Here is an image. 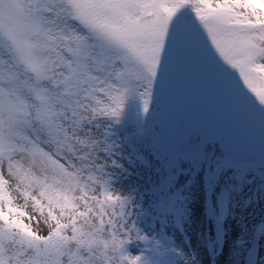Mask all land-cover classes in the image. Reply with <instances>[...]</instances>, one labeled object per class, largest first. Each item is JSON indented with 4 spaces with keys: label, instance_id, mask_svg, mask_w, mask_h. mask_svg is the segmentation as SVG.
<instances>
[{
    "label": "snow or ice",
    "instance_id": "snow-or-ice-1",
    "mask_svg": "<svg viewBox=\"0 0 264 264\" xmlns=\"http://www.w3.org/2000/svg\"><path fill=\"white\" fill-rule=\"evenodd\" d=\"M184 38L264 113V0H0V264H120L124 241L112 214L105 221V206L119 197L89 196L70 171L69 128L118 118L133 96L147 113ZM5 163L23 206L14 203ZM41 221L45 235L33 228Z\"/></svg>",
    "mask_w": 264,
    "mask_h": 264
},
{
    "label": "rangeland",
    "instance_id": "rangeland-1",
    "mask_svg": "<svg viewBox=\"0 0 264 264\" xmlns=\"http://www.w3.org/2000/svg\"><path fill=\"white\" fill-rule=\"evenodd\" d=\"M192 18L196 19L194 13ZM196 22L199 23L198 20ZM194 51V42L184 38L178 46L174 61ZM171 94L187 96L201 105L222 108L249 120L264 121V113L253 109L238 97L201 56L173 71H167V74L158 80L153 87V100L147 113L144 112L140 99L133 96L127 99L118 118L97 117L90 122H82L75 131L70 127L69 132L73 137L72 151H64L73 166L70 171H78L81 185H87L89 196L94 195L100 200H103V194L119 197L113 208L105 206V221L112 214L114 231L117 232L118 238L129 245H135L137 240L145 239L152 244H159L164 251H172L179 246H187L182 236L193 235V231L181 229L179 221L172 213L161 216L156 211L168 207L173 201L172 193L181 192L184 184L196 181L201 191L198 195L191 196L190 192L183 188V192L187 193L186 201L197 202L203 208V198L207 192L210 197V210L206 212L208 220L215 227L221 225L217 213L219 189L210 174L218 162L226 163L237 181L249 180V186L255 190L254 195L251 194L252 201L246 206L247 210L255 206L256 214L249 221L247 235L250 240L253 227L264 221V145L257 155L259 158L255 159L263 160V163L255 168L237 164L235 160L229 159L215 142L193 132L181 118L169 113L167 99ZM98 95L104 99L102 94ZM86 103L94 106L93 101ZM81 114L91 116L90 111L81 110ZM80 140H85L86 143L81 144ZM42 147L52 153L55 151L54 146ZM30 160L31 158L24 154L25 167L29 166ZM61 163L66 161L61 159ZM37 168L38 164L34 166V170ZM3 174L9 180V190L15 205L23 206V197L15 191L17 181L8 176L6 163ZM88 177L93 179L89 180ZM120 184H123L122 192L114 193L113 190ZM75 194L79 196L80 190L77 189ZM89 203L93 205L94 210L99 209L98 204L91 200ZM80 210H84L82 203ZM27 211L29 215H37L33 213L30 204ZM242 218L243 216H239L237 220ZM90 219L92 223L99 224L95 215ZM25 222H28L27 218ZM246 222L248 220L244 219V223ZM33 228L41 235L47 234L49 230L43 221L39 227L33 223ZM214 229L215 234L222 235L219 228ZM238 234L239 232H235V236ZM102 235L104 238L110 237V227L107 224ZM164 251L161 257L166 262H171L173 259L166 258ZM131 258L151 260L154 263L156 259L151 252L139 253L138 250L131 253ZM192 263L197 264L194 259Z\"/></svg>",
    "mask_w": 264,
    "mask_h": 264
},
{
    "label": "bare ground",
    "instance_id": "bare-ground-1",
    "mask_svg": "<svg viewBox=\"0 0 264 264\" xmlns=\"http://www.w3.org/2000/svg\"><path fill=\"white\" fill-rule=\"evenodd\" d=\"M199 57L201 55L196 50L182 59L174 61L169 65L168 71H173V69L179 68ZM225 164L218 162L213 168V173L210 174L211 179L214 180L219 189V210L217 211L218 220L221 222L219 227L217 225L215 227L214 224L209 222L206 210L200 207L197 202L186 201L187 193L183 192V188L187 192L189 191L191 196H196L201 191L198 184L196 185V181L195 183H193L194 181L192 183L187 182L182 187L181 192L171 194L173 201L169 203L167 208L159 209L156 212L161 216L172 213L179 221L178 224H180L181 229L193 231V235L182 236V240H186L188 245L179 246L176 250H173L174 260L166 262L161 257L163 250L159 244H152L145 239L137 240L135 245H129V243L124 242L116 254L120 264H128V260H123L122 258L127 257L130 259L131 253L137 250L139 253L151 252L156 259L155 263L151 260H136V264H193V259L196 260L197 264H264V257H262V250H264V223L258 231L256 243H253L252 240L255 227L251 230L250 240L247 235L249 221L256 214L253 204H251L252 207L254 206L251 210H247L246 206L252 201L251 194L254 195L255 190L249 186V180L237 181L231 173L228 164ZM122 186L123 184H120L115 188L113 190L114 193L120 194ZM179 198L180 201L178 202ZM214 204L215 202L212 205ZM211 210H213L212 206ZM239 216H243V218L237 220ZM244 219H247L248 222L244 223ZM197 228L199 229L198 231ZM214 228H219L222 235H216ZM235 232H239L238 236H235Z\"/></svg>",
    "mask_w": 264,
    "mask_h": 264
},
{
    "label": "water",
    "instance_id": "water-1",
    "mask_svg": "<svg viewBox=\"0 0 264 264\" xmlns=\"http://www.w3.org/2000/svg\"><path fill=\"white\" fill-rule=\"evenodd\" d=\"M167 101L172 115L180 117L191 130L216 142L231 158L250 162L264 142V122L200 105L179 94H172Z\"/></svg>",
    "mask_w": 264,
    "mask_h": 264
},
{
    "label": "clouds",
    "instance_id": "clouds-1",
    "mask_svg": "<svg viewBox=\"0 0 264 264\" xmlns=\"http://www.w3.org/2000/svg\"><path fill=\"white\" fill-rule=\"evenodd\" d=\"M134 261H136V258H130L128 259V264H133Z\"/></svg>",
    "mask_w": 264,
    "mask_h": 264
}]
</instances>
